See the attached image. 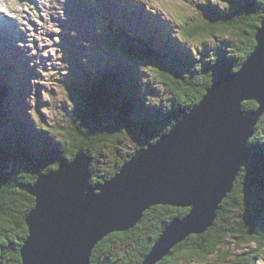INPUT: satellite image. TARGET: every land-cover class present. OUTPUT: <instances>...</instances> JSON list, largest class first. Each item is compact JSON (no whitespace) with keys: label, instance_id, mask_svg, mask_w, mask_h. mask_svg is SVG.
<instances>
[{"label":"trees","instance_id":"16d2710c","mask_svg":"<svg viewBox=\"0 0 264 264\" xmlns=\"http://www.w3.org/2000/svg\"><path fill=\"white\" fill-rule=\"evenodd\" d=\"M205 1L207 3L203 2L197 8L200 12L199 18L181 26V30L187 38V44L189 38L193 40L201 37L206 42L207 39L219 37V42L224 44L216 46L213 55L208 49L199 50L198 45L191 43L185 48L179 44L174 48L170 44L171 39L161 41L160 37L161 44L156 46V49L139 37L129 34L130 30L122 26L121 20L114 19L107 12L100 13V22L92 30L94 44L100 50L94 48L91 53H87L84 46H77L79 51L70 48L67 52L70 57L76 58V63L79 62L78 56L89 54L87 56L93 60L88 63L98 60L104 75L97 77L96 74H90L88 78V71L84 70L74 82L65 84V88H69L68 97L72 111L66 110V123L61 132L58 131L62 136V144L57 148L61 150L59 154L53 152L52 157L40 156L36 151H32L35 148H31V141L27 142L30 139L29 132L19 120L20 113L24 110L22 105L13 113L14 117L11 111L4 115L1 99L4 98L3 87L7 86L9 81L0 77V131L4 126L6 132V135L0 133V171L9 170L5 161L9 157L10 161L17 158L21 170H25L22 174L19 172L21 170L16 169L14 175L0 176V264H20L21 261L19 251L28 233L25 217L35 206L34 198L23 191L24 187L31 186L39 175L55 171L61 163L71 162L79 151L84 150L89 151L91 158L90 186L111 180L138 150L155 144L161 136L168 134L184 115L189 114L205 94V89L221 74L236 73L241 69L254 49L255 30L264 20V0ZM91 2L94 4L92 0ZM105 25L113 28L115 33L109 35ZM224 37L233 40V47L225 45L222 41ZM203 46L205 47L204 44ZM220 47L229 48L231 56L222 58L224 52ZM108 53L115 56L116 60L112 61ZM169 54L170 59L167 58ZM122 60L142 62L148 65L147 67L158 70L171 96L160 101L150 95L154 100L151 99V104H147L144 93L140 94L142 89H152L151 86L146 88L147 85L142 84L146 73L125 69V73L120 77L118 68L110 66ZM0 63L12 66L11 60L5 57H0ZM2 65L1 70L5 66ZM18 95L15 93L14 98ZM241 106L245 114L255 112L258 107L253 101L243 102ZM19 121L21 128L17 125ZM37 127L36 130L41 135L50 132V129L41 123ZM263 136L264 115L253 127V134L248 143L250 156L237 175L232 191L218 206L213 224L202 234L189 235L154 264H180V259H190L191 262L203 264H255V256L237 259L236 254L229 251L232 245H229L228 240L233 239L236 246L240 242H246L247 238L256 240L257 234L253 232L255 229L252 230L253 217L242 211L248 202L242 200L241 190L260 188L259 182L264 178V151H259V147L253 143ZM124 140L132 146L127 151L112 153L114 162L104 174L99 175L96 170L101 166L97 162L99 155L112 146L116 151L119 147L123 148L126 145ZM4 147L10 152L3 153ZM189 210L164 205L150 207L134 228L124 233H112L99 242L91 253L90 264H142L165 227L173 220L183 218ZM235 240L239 243L235 244ZM119 244L125 247L124 250H119L120 258L114 259L111 255L115 250L118 251L116 247L118 248Z\"/></svg>","mask_w":264,"mask_h":264},{"label":"water","instance_id":"95a60500","mask_svg":"<svg viewBox=\"0 0 264 264\" xmlns=\"http://www.w3.org/2000/svg\"><path fill=\"white\" fill-rule=\"evenodd\" d=\"M254 40L237 73L221 74L189 114L138 150L111 180L90 186L91 158L84 150L24 187L35 206L25 217L20 264H90L99 242L134 228L156 205L190 211L165 227L142 264L207 231L250 156L254 119L264 115V20ZM248 101L258 107L245 114L241 104Z\"/></svg>","mask_w":264,"mask_h":264},{"label":"rangeland","instance_id":"374dc122","mask_svg":"<svg viewBox=\"0 0 264 264\" xmlns=\"http://www.w3.org/2000/svg\"><path fill=\"white\" fill-rule=\"evenodd\" d=\"M2 1L3 9L7 8L6 5L9 6L13 3L16 5L12 8L8 7L7 14L12 15L13 30L15 32H17V30L23 32L25 36L19 40L16 35L11 34V23L6 19H0V38H3L0 39V48L2 49V52H0L4 55L6 51V53L8 52L9 55H12L13 62L17 65L18 71L24 74L22 84L19 81L20 78H18L20 76H17V79H14V84H11L10 90L9 84L6 86L8 91L5 86L3 87L5 91L3 90L4 98L1 99V109H4V115L10 111L11 114H13L18 110L19 106L24 103V112L21 118L25 129L28 130L30 135V139H28L27 142L31 141V148H35V150L32 151H36L40 156L50 155L52 157L53 152L59 154L61 150L57 148L62 144V136L58 131L61 132L62 127L66 123L64 120L66 110L67 112L72 111L69 97L62 87L60 80L65 79L68 81V84L74 82L76 77H79L84 70L88 71V78L90 74H96L97 77L104 75L99 65H97L99 63L98 60L88 63V61L93 59L89 58L87 55L81 54L78 56L79 62L76 63L75 57H68L67 53L63 56L64 53L62 54L58 47L60 46L61 40L65 38L63 36H70L73 42L81 43L84 44L86 48H91L87 42L82 40V37L89 33L88 31L93 25V14L91 10L83 8L84 5L78 7V0ZM200 4H202L201 0H109L108 2H103L102 8L108 6L106 10L110 11L114 19L121 20L123 22V24L121 23L123 27L130 30L133 35L139 36L146 44L157 49L156 46L161 44L159 37L161 41L171 39L170 44H172L174 48L178 44L181 45L183 43L184 46H186L187 38L182 33L181 26H184V24L187 25L186 23H192L196 21V18H199L200 12L197 8ZM71 7H73L74 10H72ZM19 22H21V24L17 25ZM2 24H4L5 32L1 29ZM105 29L109 35L115 33V30L110 26L105 25ZM154 29L156 30L154 31ZM8 38L10 40L18 39L17 41L19 42L17 43L19 44L16 46V42H12L9 45L15 44L16 47H9L6 43L9 40ZM199 38L201 40H199ZM219 39V37H216L209 40L207 39V41L204 42L201 37H196L193 38V40L189 38L188 42L193 45H198L199 50L203 51L204 48H206L212 54L216 46H220V43L224 44L219 42ZM222 41L226 43L225 45L233 47V40L229 37H224ZM189 43L187 45H189ZM92 44H94V41ZM5 45L7 47H4ZM8 47L10 49H7ZM220 49L222 48L220 47ZM225 49H227V51H225ZM225 49H222L224 52L222 58L231 56V50L229 48ZM108 55L112 61L116 60L115 56H111L109 53ZM212 55L208 57V59H210ZM4 57L8 59L5 55ZM65 57L67 58L65 59ZM167 58L170 59L171 55H167ZM83 62L86 64H82ZM0 65L2 64L0 63ZM4 65L6 66L7 64L4 63ZM147 66L142 62L122 60V62L113 63L110 67L114 69L117 67L119 70L118 72H120V77L125 73V69H131L132 72L139 70L143 74L146 73L145 77L142 79V84L147 85L146 88L151 86L152 89L151 91L142 89L140 90V94L144 93L147 104H151L150 101L151 99L154 100V98L160 101L167 100L171 95L168 88L163 84L161 73L155 68ZM8 70L15 71L16 69L15 66H9ZM0 72H4V69H0ZM237 72L238 71H236V73ZM25 75H30L31 78L27 80ZM17 91L19 92V96L15 99L13 97ZM19 99L22 101L19 102ZM140 99L142 100V98ZM38 116L41 118L43 125L50 129L48 134L41 135L38 130L31 127L30 121L34 124L33 126H35V119L38 118ZM260 118L261 116L258 121L254 119V125H257ZM20 121L17 123L19 127L21 126ZM0 133L6 135L4 126ZM127 136L131 135L127 134ZM124 142H126V145L123 148L119 147L116 151L112 149L114 147L111 145L112 147H110V149H105L103 154L99 155V160L97 162H99L101 166H98V169H96L99 175L104 174L107 168L111 166V163L114 162V154L127 151L128 148L132 146V144L129 145L127 141L124 140ZM43 144L49 147H45ZM120 144L123 145V143ZM253 144L259 147V151H264V136ZM5 152H10V150L4 147L3 153ZM56 158L57 157H53V159ZM5 161L9 170H1V177L8 174L14 175V170L16 169L21 170V165L18 163L17 158L10 161L9 157V159L6 158ZM24 171L23 169L19 172L22 174ZM259 185V190H256L255 187H253L252 190L248 188L241 190L242 200L248 202L247 206L245 205L242 211L245 212L246 215H250L251 218L253 217V221L251 220L253 224L252 230L255 229L253 232L257 234L255 235L256 240H249L247 238L246 242H240V244H238L239 241L235 240V244H238L237 246L233 244V239H229L228 241L229 245H232L229 251L236 254L237 259L239 257H244L245 259L255 256V264H264V178L260 180ZM119 247H116L118 251L115 250V252L112 253V258H120L118 254L120 252L119 250H124L123 248L125 246L119 244ZM117 263L118 262L115 264ZM179 263L203 264L201 262H191L190 259H180Z\"/></svg>","mask_w":264,"mask_h":264},{"label":"bare ground","instance_id":"6f19581e","mask_svg":"<svg viewBox=\"0 0 264 264\" xmlns=\"http://www.w3.org/2000/svg\"><path fill=\"white\" fill-rule=\"evenodd\" d=\"M0 4H1V6H0V19H4V17L3 16H1V13H4L5 12V9H8V7H10V6H8V5H6L7 6V8H5V9H3L2 7H3V1L2 0H0ZM12 8V7H11ZM120 23H122L123 24V22L121 21ZM1 29H2V31H4L5 32V27H4V24H2L1 25ZM256 31V30H255ZM150 38V37H149ZM234 74V73H233ZM89 152V151H88ZM135 153V152H134ZM72 161V160H71ZM45 172V171H44ZM237 180V179H236ZM220 206V205H219ZM190 211V210H189ZM173 248V247H172Z\"/></svg>","mask_w":264,"mask_h":264},{"label":"clouds","instance_id":"9594fccd","mask_svg":"<svg viewBox=\"0 0 264 264\" xmlns=\"http://www.w3.org/2000/svg\"><path fill=\"white\" fill-rule=\"evenodd\" d=\"M10 7H15L16 5L13 3V4H10L9 5ZM6 10V9H5Z\"/></svg>","mask_w":264,"mask_h":264}]
</instances>
